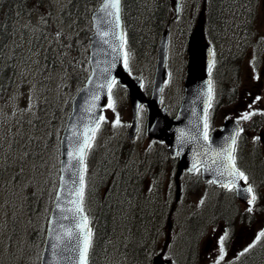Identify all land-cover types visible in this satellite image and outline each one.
I'll return each instance as SVG.
<instances>
[{"label":"rangeland","instance_id":"rangeland-1","mask_svg":"<svg viewBox=\"0 0 264 264\" xmlns=\"http://www.w3.org/2000/svg\"><path fill=\"white\" fill-rule=\"evenodd\" d=\"M68 1L48 0L49 6L44 5L39 11L18 18L9 30L10 45L7 56L3 52V56L12 61L15 69L14 75H16L11 88L7 92L0 93V151L2 155L5 153L6 157L10 155V160L4 162L5 167L8 165V173L0 187V264H36L39 256L36 254L38 245L35 242L31 243L28 234L32 226L42 230L45 225L50 202L49 197L55 186L57 172V147L46 148L47 152L38 162H35L24 158V154L15 147V143L17 144L28 136L39 140L43 138L45 141V138L52 131L51 127L55 123L56 115L57 118H60V115L62 117L65 115L66 104L71 99L74 87L77 86V76L88 71L87 43L85 45L80 36L82 30H88L89 22L84 25L68 23V19L62 16V11ZM229 1L232 4L233 0ZM146 2L148 1L146 0ZM191 3L192 1H190ZM234 8L232 12L230 10L227 13L228 22L224 31L226 49L230 48V43L234 39V45L239 47L241 43L240 31L244 32L245 30L241 28L236 38L231 33V31L245 24L244 18L240 22L242 17L239 12L241 5L237 3ZM263 8L264 0L260 6H256L254 9L251 18L252 25H249L250 39L248 42H244V48H241L243 51L237 53L233 60L230 59L232 58L229 54L230 51L223 55L220 54V58L217 59V65L215 64L212 72V77L215 80V95L224 86L229 87L233 84L238 86L237 81L240 79H242L241 87L251 82L256 86L262 84L261 72L257 77L255 68L259 59L255 53L259 51L257 49L255 51L253 46L258 41V34H263L264 37ZM245 12L244 10L243 13ZM182 21V18H179L177 25L185 29L186 24ZM230 22L235 25L227 29ZM170 24L171 31L167 53L168 76L162 98L164 103L173 108L179 102L182 94L185 57L182 54L181 29L176 30L174 28L173 30L172 23L170 22ZM57 33L60 35L57 36ZM142 59L141 61L131 55L129 50L125 53V63L130 70L140 76L144 82L149 83L152 77L153 61L146 58ZM221 59H223L222 62H220ZM261 69L260 71H262ZM238 71L241 75L237 78L234 74ZM253 80L256 82L253 83ZM127 101L123 89L118 86L112 89L109 104L103 111V119L90 147L92 159L96 156L98 160L103 162L107 171L117 164H128L130 160V157L126 156L122 158L124 161L121 163L116 162L120 155V147L118 148L117 144L125 137L129 119ZM110 104L111 107H109ZM221 105L222 107L218 106L213 112L212 120L210 119L211 125H218L221 122L220 119L228 114L229 108H224L225 102H222ZM53 108L58 109L56 115L51 113ZM143 133L144 131L141 129L135 139L134 148L130 152L134 154L133 157L144 154L143 150L150 145ZM15 170L19 171L18 175L11 173ZM93 172L96 173L97 168H94ZM168 173L170 180V167ZM183 181L180 204L183 205L184 211L189 206L190 210H187V213L199 211L202 220L198 224L201 227L202 223L208 221L205 222L206 210L204 211L203 207L200 208L198 205L196 200L198 195L195 196L194 192L187 188L191 178L185 176ZM126 186L131 187L132 182L127 180ZM203 188L209 198L207 202L211 204L210 199L212 197L209 193L214 196L216 191L211 188ZM29 189H34L38 195L41 192L44 194V197H41L43 198L41 205L37 206L36 200L26 198V192ZM258 189L260 195H264V188L261 185L258 186ZM91 202L92 199L86 200L90 210L92 209ZM11 218L15 220L14 225L9 222ZM183 223L184 221L181 222L182 231L179 237L186 238L188 232ZM222 226L223 223L220 222L218 226L214 225L216 229L204 228L202 235L198 238L200 264H215L219 257L225 255V259H228L230 254H234L232 246L230 252H225L222 247L221 237H223L224 232ZM248 226L252 234H257L264 228V215L261 212L256 213L254 220H251ZM208 235H212L214 241L210 244L208 251L203 253L202 242ZM241 239L239 237L235 241V246L241 245ZM180 242L182 241L172 245L174 251L177 250L176 245L180 246ZM181 248L184 250L182 245ZM182 257L183 254H181L180 260ZM121 263L122 259L115 246L107 252L105 261L101 262V264Z\"/></svg>","mask_w":264,"mask_h":264},{"label":"water","instance_id":"water-1","mask_svg":"<svg viewBox=\"0 0 264 264\" xmlns=\"http://www.w3.org/2000/svg\"><path fill=\"white\" fill-rule=\"evenodd\" d=\"M181 0H171L175 9ZM111 0H101L91 13L88 63L90 73L71 102V111L59 137L60 160L58 185L46 223L45 240L39 264H78V225L84 213H77L78 193L83 177L81 146L89 140L98 122L100 109L106 102L107 88L114 78L125 84L131 102L129 135L136 130V113L143 100L138 78L130 76L122 65L123 24L121 0L118 19L115 9L106 8ZM113 14H109V13ZM202 23V20L199 21ZM167 33L164 31L157 49L155 74L151 95L144 101L147 111V135L162 139L171 154L179 152L178 173L196 164L203 174L215 182L235 185L238 196L247 199L249 185L241 178L230 176L236 128L225 123L222 130L204 139L205 110L210 98L208 76L211 64L210 46L202 26H197L187 39L188 62L184 79V94L174 117H169L165 106L159 107L162 82L165 78ZM86 151V150H85ZM76 201L77 203H73ZM69 233H72L69 236ZM151 264H172L155 257Z\"/></svg>","mask_w":264,"mask_h":264},{"label":"trees","instance_id":"trees-1","mask_svg":"<svg viewBox=\"0 0 264 264\" xmlns=\"http://www.w3.org/2000/svg\"><path fill=\"white\" fill-rule=\"evenodd\" d=\"M44 0H0V89L7 87V81L11 82V74L13 66L11 62H6L3 57V49L8 38L9 30L12 27L14 20V8L21 10H30L40 5ZM99 0H70L66 12L68 15V23H80L84 25L88 21L89 13L94 8ZM124 25L127 27L128 39L132 46L136 47L138 51L151 49L154 44V37L161 31L164 23L166 10L169 7V0H154V4L148 7L147 12H144L145 7L140 6L141 0H122ZM238 3L239 1H235ZM201 3L196 1L198 10L195 9V17L193 23L196 22L198 12L201 8ZM236 5L234 1L232 4L228 0H207L204 7L203 15L205 19L206 28L213 33L220 30L224 25V20L231 8L228 6ZM227 6V7H226ZM233 11V10H231ZM130 20L128 21L127 15ZM149 15L151 22L150 33L144 30L143 24ZM127 18V20H126ZM145 18V19H144ZM17 20V19H16ZM80 39L84 42L86 39V30H82ZM74 43L73 40H71ZM77 80V86L81 83ZM76 88V87H75ZM74 88L73 91L76 89ZM53 141V138H52ZM56 141V140H55ZM53 145L54 142H51ZM36 150H42V144L37 143ZM41 146V147H40ZM124 186V185H123ZM126 187V186H124ZM150 207L152 215L146 204L141 202L136 196L122 195L119 198L108 201V203L101 202L99 205V214L96 223H98L92 237V246L89 252L88 264H101L100 260L107 257V252L112 247H117L118 254L122 259L123 264H147L148 250L152 249L157 239L156 233L158 226H156L161 217V204ZM149 215V216H148ZM158 215V220H155ZM153 227V230H152ZM121 263V264H122Z\"/></svg>","mask_w":264,"mask_h":264},{"label":"snow or ice","instance_id":"snow-or-ice-1","mask_svg":"<svg viewBox=\"0 0 264 264\" xmlns=\"http://www.w3.org/2000/svg\"><path fill=\"white\" fill-rule=\"evenodd\" d=\"M119 3L120 0H111V3L107 4L105 7L106 8H110V9H115V14L117 16L118 19V13H119ZM109 14H113V13H109ZM60 34L57 33V36H59ZM264 39V38H262ZM209 70H211V65ZM209 84H211V81H209ZM211 91V89H210ZM257 99H260L259 97H257ZM112 105L110 104L109 107H111ZM209 106H211V104H209ZM249 118V113H245L242 117V119H248ZM103 119V117H101V120ZM117 123H119V121L117 120ZM98 127V126H97ZM94 138V136H93ZM233 144H235V139H233ZM91 144L88 143L87 141H85V143L81 146L80 148V158L83 159L85 153V150L87 148H90ZM228 159L230 161H232L231 163V171L229 172L230 176H235L237 178H243L244 180H247V177L244 176V173L239 171L236 166H235V157L228 154ZM248 192H252V188L251 186H249L247 188ZM83 198H84V187H83V177H81V188L79 190L78 193V206H77V213L82 212V204H83ZM256 197L255 195L252 196V198L248 201V203L251 205L253 203V201H255ZM73 203H77L76 201H73ZM249 211H252V208L250 207L248 209ZM78 228L80 229L79 234L77 235V240H78V264H88V255H89V251L90 248L92 246V230L91 228L88 227V221L86 217H83L81 220V223L78 225ZM72 233H69V236H71ZM262 236H264V231H262L257 237L256 239L259 240ZM224 240V237H221V241ZM253 245H249L248 248L244 249V252H247L249 250V248H251Z\"/></svg>","mask_w":264,"mask_h":264},{"label":"flooded vegetation","instance_id":"flooded-vegetation-1","mask_svg":"<svg viewBox=\"0 0 264 264\" xmlns=\"http://www.w3.org/2000/svg\"><path fill=\"white\" fill-rule=\"evenodd\" d=\"M155 154H156V151L154 150L150 159H153ZM159 168H162V163L161 164H155V165L149 163V171L147 173V170L144 171V168L142 166L138 167L137 171L135 170V166H131L130 172L121 173L118 175V183L126 186L127 180H130L132 183H134L133 179L138 180V178L142 177V176L146 178L148 176V174H151V169H159ZM127 175H128V177H127ZM151 183L154 186H158L161 182H160V180H158L156 178V179L152 180Z\"/></svg>","mask_w":264,"mask_h":264},{"label":"bare ground","instance_id":"bare-ground-1","mask_svg":"<svg viewBox=\"0 0 264 264\" xmlns=\"http://www.w3.org/2000/svg\"><path fill=\"white\" fill-rule=\"evenodd\" d=\"M130 172V171H129ZM254 258H257V257H254Z\"/></svg>","mask_w":264,"mask_h":264}]
</instances>
